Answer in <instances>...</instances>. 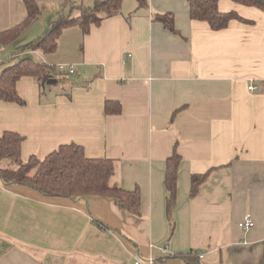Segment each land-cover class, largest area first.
Wrapping results in <instances>:
<instances>
[{
    "label": "crops",
    "instance_id": "obj_1",
    "mask_svg": "<svg viewBox=\"0 0 264 264\" xmlns=\"http://www.w3.org/2000/svg\"><path fill=\"white\" fill-rule=\"evenodd\" d=\"M127 2L85 34L78 26L62 30L46 58L72 65L73 73L63 71L74 80L59 87L50 73L54 89L40 91L34 77H21L24 104L0 100V135L24 136V161L70 142L87 157L115 159L118 184L140 190L139 215L115 199L44 196L0 180V264H260L264 11L218 0L220 11L251 22L212 30L190 18L186 0ZM166 12L174 32L152 20ZM24 15L22 0H0L7 20L0 27ZM106 99L119 101L120 112L106 114ZM174 146L180 162L168 216L164 171ZM206 172L191 196V176ZM247 213L254 224L244 231ZM181 253L192 263L175 256Z\"/></svg>",
    "mask_w": 264,
    "mask_h": 264
},
{
    "label": "trees",
    "instance_id": "obj_2",
    "mask_svg": "<svg viewBox=\"0 0 264 264\" xmlns=\"http://www.w3.org/2000/svg\"><path fill=\"white\" fill-rule=\"evenodd\" d=\"M25 15L18 23L0 30V43L6 44L19 36L30 22L39 14L36 0H22ZM191 19L204 21L212 30L226 28L233 19L251 22L234 11L222 12L218 9V0H186ZM244 5L258 7L264 11V0H233ZM138 8L148 6V0H136ZM122 0H93V5L81 6L77 16L61 15L55 19L46 32L31 40L24 48L40 50L44 54L52 53L58 46V38L64 28L78 26L83 34L89 31L92 24L98 25L107 18L121 13ZM152 20L160 22L165 28L174 32L173 17L170 13H155ZM52 66L43 62H35L30 58H22L16 63L4 67L0 71V100L20 105L24 100L16 89L17 81L23 76L36 79L42 88L51 78ZM117 100L106 99L104 112L117 114L120 112ZM24 136L11 130L0 135V180L7 185H25L37 190L44 196H63L68 198L101 196L115 199L133 215L140 212V190L125 189L115 179L117 161L106 157H87L83 147L70 142L62 144L39 159L31 155L24 161L20 149ZM174 146L167 157L164 171V186L167 190V215L176 202L177 171L180 156ZM209 172L193 174L190 179V195L198 193L201 184L207 179ZM101 227V221L95 220ZM192 263L189 254L175 255ZM198 258V256L195 254ZM198 260V259H197ZM260 264H264V259Z\"/></svg>",
    "mask_w": 264,
    "mask_h": 264
},
{
    "label": "rangeland",
    "instance_id": "obj_3",
    "mask_svg": "<svg viewBox=\"0 0 264 264\" xmlns=\"http://www.w3.org/2000/svg\"><path fill=\"white\" fill-rule=\"evenodd\" d=\"M124 1L126 0H123V2ZM127 1L129 6L136 3L135 0H127ZM36 2L39 6V14L30 22V24L26 28H24V30L19 34V36H17L16 38H14L13 40H11L6 44L0 43V71L4 67L16 63L25 57L30 58L33 61L39 63L46 62L47 60L46 55L48 54H44L42 51L38 49L36 50L27 49L24 48V46L28 44L31 40H34L38 36L43 35L46 32V30L49 28L51 23L55 19L59 18L61 15L77 16L78 9L81 8V6L83 7L86 6L87 4L93 5V0H88V1L87 0H36ZM14 7L16 9L15 4ZM1 17L2 16H0V18ZM20 20L22 19H18V20L13 19L11 25L10 23H7L9 25H4L3 27H0V30L16 24ZM6 21L7 20L0 19V25ZM58 60H62V59L53 58V60L50 59L47 60V62L50 66H52L51 75L54 77L57 86L60 87L63 84L70 82L71 80H74L75 76L66 73L65 72L66 68L65 71L63 70L61 71L58 68V64H59L57 63ZM61 82L63 84H61ZM59 87H56V89H59ZM46 89H54V88L52 84L46 82L43 88L40 86V91H44V90L46 91Z\"/></svg>",
    "mask_w": 264,
    "mask_h": 264
},
{
    "label": "built area",
    "instance_id": "obj_4",
    "mask_svg": "<svg viewBox=\"0 0 264 264\" xmlns=\"http://www.w3.org/2000/svg\"><path fill=\"white\" fill-rule=\"evenodd\" d=\"M58 68L60 70H66L69 72V73H73L74 72V67L72 65H59ZM250 88H254L253 87H250ZM254 224L253 222V219L252 217L250 216L249 213L245 214L243 220L239 223V226L244 230V231H247L250 227H252ZM134 264H152V261L151 260H146V261H143L141 258H136L134 260Z\"/></svg>",
    "mask_w": 264,
    "mask_h": 264
}]
</instances>
